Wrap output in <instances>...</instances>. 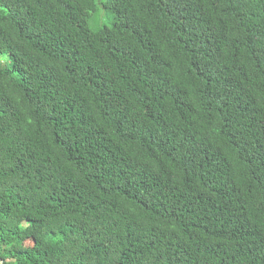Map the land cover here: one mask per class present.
Returning <instances> with one entry per match:
<instances>
[{
  "label": "trees",
  "instance_id": "1",
  "mask_svg": "<svg viewBox=\"0 0 264 264\" xmlns=\"http://www.w3.org/2000/svg\"><path fill=\"white\" fill-rule=\"evenodd\" d=\"M0 264H264V0H0Z\"/></svg>",
  "mask_w": 264,
  "mask_h": 264
},
{
  "label": "rangeland",
  "instance_id": "2",
  "mask_svg": "<svg viewBox=\"0 0 264 264\" xmlns=\"http://www.w3.org/2000/svg\"><path fill=\"white\" fill-rule=\"evenodd\" d=\"M93 21H94V23L92 24L93 26H94V24L96 26H100L104 22V19H103L101 11L94 17Z\"/></svg>",
  "mask_w": 264,
  "mask_h": 264
}]
</instances>
